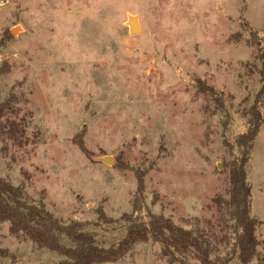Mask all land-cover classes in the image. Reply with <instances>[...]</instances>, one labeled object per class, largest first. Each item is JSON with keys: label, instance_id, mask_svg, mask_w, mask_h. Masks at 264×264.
Here are the masks:
<instances>
[{"label": "rangeland", "instance_id": "1", "mask_svg": "<svg viewBox=\"0 0 264 264\" xmlns=\"http://www.w3.org/2000/svg\"><path fill=\"white\" fill-rule=\"evenodd\" d=\"M131 19L140 34L130 33ZM263 30L264 0H0V67L10 65L0 92L14 98L6 120L19 128L17 142H0L1 176L109 248L127 233L136 172L145 173L135 218L148 222L150 210L208 232L225 255L235 233L214 200L229 199L227 164L242 154L237 139L262 88ZM258 107L264 116V96ZM84 129L90 158L75 145ZM247 169L252 212L264 222V124ZM257 235L263 243L264 227ZM0 249L14 255L0 253V264L63 260L8 224ZM161 249L140 243L110 264H169ZM258 256L252 264H264V245Z\"/></svg>", "mask_w": 264, "mask_h": 264}, {"label": "trees", "instance_id": "2", "mask_svg": "<svg viewBox=\"0 0 264 264\" xmlns=\"http://www.w3.org/2000/svg\"><path fill=\"white\" fill-rule=\"evenodd\" d=\"M251 39H258L259 33L251 31ZM264 34V30H263ZM5 36H11L5 32ZM257 59L261 64L259 74L262 88L258 100L250 108L247 115V131L237 139V146L242 150L239 158H233L228 164L230 178V196L226 200L215 198L220 209H226L232 228L235 233V242L225 255H216L218 246L208 232L197 229H185L176 225L172 219L163 214H154L147 211L148 222L139 221L135 215L142 212L145 203V173L136 172L137 189L132 200V214L123 216V220L130 225L123 240L117 245L105 248L100 246L94 232L85 231V223L70 221L63 223L51 213L43 203H36L29 199L25 185L15 186L0 174V224H8L9 232L14 237L24 236L38 250H48L58 254L63 260L47 264H110L122 261L134 247L149 241L159 244L163 257L169 264L180 263L183 259H191L198 264H252L259 257V247L264 245L258 237L257 231L262 223L252 215V189L248 181V165L252 156L255 140L264 116L258 107L264 96V48H261ZM10 72V65L5 62L0 67L1 77ZM13 99L2 100L0 92V142L6 147V141H18L19 128L16 123L6 120L9 113H16L13 109ZM217 106L224 109V104L217 101ZM87 129L76 138L75 145L90 158L84 137ZM123 162L119 168L127 169ZM27 176V174H25ZM158 202L154 196L153 205ZM101 218L107 223L114 220L103 213ZM66 238L70 246L65 245L62 239ZM2 257L14 259V255L1 250Z\"/></svg>", "mask_w": 264, "mask_h": 264}, {"label": "water", "instance_id": "3", "mask_svg": "<svg viewBox=\"0 0 264 264\" xmlns=\"http://www.w3.org/2000/svg\"><path fill=\"white\" fill-rule=\"evenodd\" d=\"M129 26H130V33L133 35H138L142 32L139 23L135 19H131L129 21Z\"/></svg>", "mask_w": 264, "mask_h": 264}, {"label": "crops", "instance_id": "4", "mask_svg": "<svg viewBox=\"0 0 264 264\" xmlns=\"http://www.w3.org/2000/svg\"><path fill=\"white\" fill-rule=\"evenodd\" d=\"M252 215H253V212H252ZM254 216V215H253ZM256 217V216H255ZM257 218V217H256ZM258 219V218H257ZM259 220V219H258ZM259 221H261V223H262V225H261V227H264V222L262 221V220H259Z\"/></svg>", "mask_w": 264, "mask_h": 264}]
</instances>
